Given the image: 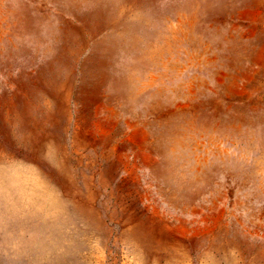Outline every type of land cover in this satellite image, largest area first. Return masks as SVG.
I'll return each mask as SVG.
<instances>
[{
    "label": "rangeland",
    "instance_id": "1",
    "mask_svg": "<svg viewBox=\"0 0 264 264\" xmlns=\"http://www.w3.org/2000/svg\"><path fill=\"white\" fill-rule=\"evenodd\" d=\"M0 264H264V0H0Z\"/></svg>",
    "mask_w": 264,
    "mask_h": 264
}]
</instances>
